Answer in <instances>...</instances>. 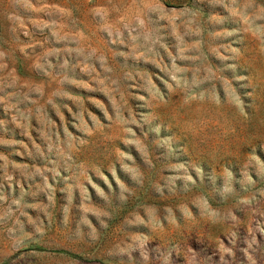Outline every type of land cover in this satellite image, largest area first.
Returning <instances> with one entry per match:
<instances>
[{"label":"rangeland","instance_id":"1","mask_svg":"<svg viewBox=\"0 0 264 264\" xmlns=\"http://www.w3.org/2000/svg\"><path fill=\"white\" fill-rule=\"evenodd\" d=\"M0 264H264V0H0Z\"/></svg>","mask_w":264,"mask_h":264}]
</instances>
